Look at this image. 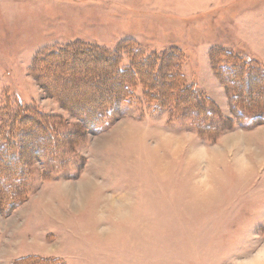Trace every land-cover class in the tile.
Listing matches in <instances>:
<instances>
[{
    "label": "rangeland",
    "instance_id": "obj_1",
    "mask_svg": "<svg viewBox=\"0 0 264 264\" xmlns=\"http://www.w3.org/2000/svg\"><path fill=\"white\" fill-rule=\"evenodd\" d=\"M75 47L123 70L165 56L155 72L197 87L206 115L159 109L136 83L91 130L39 66ZM80 61L53 87L80 78ZM237 70L264 76V0H0V131L21 104L57 119L61 149L36 155L37 131L20 130L11 151L0 143V161L31 151L25 180L0 177L16 203L0 213V264H264V111L238 103ZM88 78L70 99L93 78L107 89V76Z\"/></svg>",
    "mask_w": 264,
    "mask_h": 264
},
{
    "label": "trees",
    "instance_id": "obj_2",
    "mask_svg": "<svg viewBox=\"0 0 264 264\" xmlns=\"http://www.w3.org/2000/svg\"><path fill=\"white\" fill-rule=\"evenodd\" d=\"M164 57L161 58L158 65L146 61L141 64H134L130 70H123L119 67L120 65L117 59L98 49L91 47H75L72 49L66 48L57 53L50 54L45 61L39 62V66L42 64L46 66V80L49 83L47 84V91L51 90V93L49 92L51 96L54 98L61 96L65 97L67 101L69 100L67 104L69 105L68 108L70 112L79 119L83 125L89 127L91 130H97L103 121L115 115L117 108L132 97L131 88L135 87L136 83H140L143 87L144 97L147 103H155L159 109H164L173 103L177 104L179 108H187V111L194 110L195 113L206 115L204 110L209 105V101L203 97L197 87H183L180 79L175 81V79L167 75L166 72L163 74L155 72L162 66H164V70L169 69V65L166 64V57ZM77 58H80L81 61L76 69V73L79 74L82 72L83 74H79L81 77H72L66 81V83L61 84V87H53V84H60V75L68 73L69 66ZM54 69L59 71L60 74H55ZM89 72L91 74L101 73L107 76L109 79L107 82V89H101L94 85H97V83H105L104 78H93L91 80V82H93L91 83L92 86L87 85V88L83 90L80 95H73L74 97L72 96L70 99V93H73L79 88V85L80 87L81 85L84 87L82 80L84 78L85 81L89 79ZM234 74L233 83L238 90L236 92L238 103H243L244 100L251 105L248 108L249 110L260 115L264 111V76L252 81L251 76L243 71L237 70ZM87 81L90 84V79ZM254 82H257V84L253 85ZM84 84L86 85V83ZM181 87L182 89H180ZM246 95H248L247 98L245 97ZM249 96L254 97V99L249 98ZM91 102L96 105L91 106ZM79 104H87L91 107L82 112L79 111ZM235 115L239 116L237 113H235ZM261 120L263 119L258 117L255 123L258 124ZM56 124L57 119L44 116L31 108L28 109L19 104L17 109L13 111L8 122L5 121L2 126L0 131V143L7 146V151H11L12 146L18 143V134L21 133L20 130H23L22 134L31 131V134H33L37 131L41 135V139L39 140L42 143V147L41 151L36 155L40 156L44 154L45 151L53 152L59 149V147L57 149V146L54 144L58 136ZM75 137L76 135H68L66 139L72 140L71 138L74 139ZM26 147L27 146L21 147V153L17 154L15 157L16 161H10L12 158L6 160V156L0 161V169L3 174H1L0 177L4 178L6 182H9V180H19V182H21L22 179H24V175L26 174L25 170L31 165V159H28L26 156L30 154L31 151L28 152V148ZM1 149V151H3V149L5 150L4 147ZM60 150L61 149H59V151ZM1 154L2 153H0V156ZM21 188L22 191L20 194L18 190H16L18 193L17 200H21L25 196L24 192L26 187L23 186ZM9 196L10 195L6 193L4 189L0 190V213L3 216L8 215L15 209L16 203L15 201H9ZM45 263L47 264L45 261L41 262V264Z\"/></svg>",
    "mask_w": 264,
    "mask_h": 264
}]
</instances>
